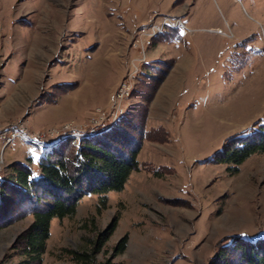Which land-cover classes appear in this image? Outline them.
Masks as SVG:
<instances>
[{
  "label": "rangeland",
  "instance_id": "obj_1",
  "mask_svg": "<svg viewBox=\"0 0 264 264\" xmlns=\"http://www.w3.org/2000/svg\"><path fill=\"white\" fill-rule=\"evenodd\" d=\"M263 113L264 0H0V132L26 128L0 145V264H25L32 221L14 163L37 174L43 149L98 134L139 168L106 208L53 219L41 264H78L115 216L92 264H208L264 236V154L233 175L209 160Z\"/></svg>",
  "mask_w": 264,
  "mask_h": 264
},
{
  "label": "trees",
  "instance_id": "obj_2",
  "mask_svg": "<svg viewBox=\"0 0 264 264\" xmlns=\"http://www.w3.org/2000/svg\"><path fill=\"white\" fill-rule=\"evenodd\" d=\"M158 41H163L161 36ZM254 154H264V113L248 129L227 136L221 149L215 151L209 160L225 164L226 171L233 175ZM136 155V148L127 152L115 150L102 134H98L80 139L77 145L72 146L69 139H65L43 149L38 155L37 174L25 164L14 163L10 185L25 191L24 203L29 206L26 212L32 215L30 225L20 237L26 258L24 263H42L51 221L73 218L81 198L95 194L98 210L106 208L108 194L122 191L131 172L138 170ZM2 192L0 189V202L4 199ZM117 217L92 242L88 253L69 250L73 261L92 264L93 257L101 252L114 230ZM126 238L117 242L116 253L123 251ZM216 247L208 264H264V236L248 239L240 234L227 235ZM101 264L120 263L105 259Z\"/></svg>",
  "mask_w": 264,
  "mask_h": 264
},
{
  "label": "built area",
  "instance_id": "obj_3",
  "mask_svg": "<svg viewBox=\"0 0 264 264\" xmlns=\"http://www.w3.org/2000/svg\"><path fill=\"white\" fill-rule=\"evenodd\" d=\"M180 23H181V21H180ZM104 118H105L104 114L99 115V119H95L96 121L93 122V125L99 126L101 121ZM15 139H20V137H15V129H13V127L10 128V132H0V145L3 146V148H4V146H6L7 143H11Z\"/></svg>",
  "mask_w": 264,
  "mask_h": 264
},
{
  "label": "bare ground",
  "instance_id": "obj_4",
  "mask_svg": "<svg viewBox=\"0 0 264 264\" xmlns=\"http://www.w3.org/2000/svg\"><path fill=\"white\" fill-rule=\"evenodd\" d=\"M127 93V92H126ZM123 95L124 94H122V98H123ZM126 95V94H125ZM117 113V112H116ZM103 124V123H102ZM22 128V127H21ZM97 128V127H96ZM7 130V129H6ZM3 132H10V131H3ZM25 132V129H22L21 131H16L15 132V137H16V135H18V134H25L24 133ZM29 137V136H28ZM37 137V136H36ZM26 138V137H25ZM31 143V142H30ZM9 143H7L6 145H8ZM1 147H3V146H1ZM5 147V146H4Z\"/></svg>",
  "mask_w": 264,
  "mask_h": 264
}]
</instances>
